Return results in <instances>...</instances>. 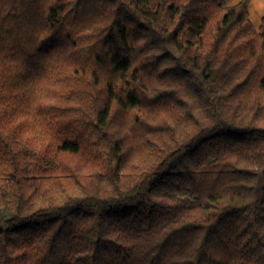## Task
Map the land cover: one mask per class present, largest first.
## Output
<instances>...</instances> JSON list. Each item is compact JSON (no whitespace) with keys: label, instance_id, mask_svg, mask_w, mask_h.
Listing matches in <instances>:
<instances>
[{"label":"trees","instance_id":"16d2710c","mask_svg":"<svg viewBox=\"0 0 264 264\" xmlns=\"http://www.w3.org/2000/svg\"><path fill=\"white\" fill-rule=\"evenodd\" d=\"M0 264H264L248 0H0Z\"/></svg>","mask_w":264,"mask_h":264},{"label":"crops","instance_id":"0c3cea01","mask_svg":"<svg viewBox=\"0 0 264 264\" xmlns=\"http://www.w3.org/2000/svg\"><path fill=\"white\" fill-rule=\"evenodd\" d=\"M225 1L229 5H233V4L240 2L241 0H225ZM251 2L253 3V5L255 7H257L259 9L258 15H260V16L257 17V20L259 21V23H258V25H255V27L257 26V28H259V26L261 25L262 19L264 18V0H253V1L251 0ZM249 11H250V1H249Z\"/></svg>","mask_w":264,"mask_h":264},{"label":"rangeland","instance_id":"374dc122","mask_svg":"<svg viewBox=\"0 0 264 264\" xmlns=\"http://www.w3.org/2000/svg\"><path fill=\"white\" fill-rule=\"evenodd\" d=\"M248 1H250V14H251L252 20L254 21L255 25H258L259 21L257 20V17L260 16L258 15L259 9L253 5L251 0H248Z\"/></svg>","mask_w":264,"mask_h":264}]
</instances>
